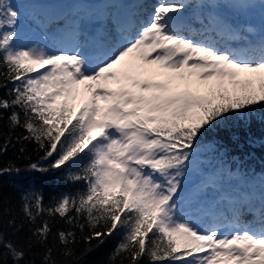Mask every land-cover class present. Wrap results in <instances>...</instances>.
<instances>
[{"label": "snow or ice", "instance_id": "obj_1", "mask_svg": "<svg viewBox=\"0 0 264 264\" xmlns=\"http://www.w3.org/2000/svg\"><path fill=\"white\" fill-rule=\"evenodd\" d=\"M144 7L110 0L70 15L43 13L41 37L25 44L22 13L0 0V88L13 85L0 109L12 110L11 125L53 159L52 169L86 160L69 177L85 186L77 194L48 208L38 195L24 197L32 236L47 243L50 224L36 225L47 214L90 230L85 253L94 251L93 240L98 247L122 231L112 261L264 264V177L233 173L210 158L218 148L203 142L264 108V0H158L148 14ZM257 7V27H240L226 14ZM13 171L20 169L0 175ZM58 238L64 264H79L75 232ZM0 250L24 264V251L3 230ZM43 264H57L52 249Z\"/></svg>", "mask_w": 264, "mask_h": 264}, {"label": "trees", "instance_id": "obj_2", "mask_svg": "<svg viewBox=\"0 0 264 264\" xmlns=\"http://www.w3.org/2000/svg\"><path fill=\"white\" fill-rule=\"evenodd\" d=\"M12 86L8 83L7 87L0 88V99L11 98L9 89ZM255 109L247 122L234 118L220 128L206 133L203 138V142L218 148V154L210 158L222 162L232 172L251 179L264 173V108L257 105ZM11 112V109H0V169L15 167L20 171L0 175V230L24 251V264H43L46 250L49 248L52 249V257L57 264H64L63 246L58 238L61 231L75 232V250L80 256L79 264H130L124 255L116 257L114 261L111 260L123 239L122 231L113 233L98 247H96L98 242L93 240L94 251L85 253L89 245L84 238L90 230L86 227L81 232L77 224H69L58 216L49 217L44 214L37 219L36 225L47 220L51 226V233L46 244L35 242L32 236L35 225L27 222L23 213L24 197L38 195L43 198L44 207L48 208L54 206L64 195L77 194L85 186L83 183H73L69 177L78 171L86 160H81L71 167L52 169L50 164L53 159H43L44 153L38 150L34 141L22 139L27 132L22 127L14 128L11 125ZM33 163H38L49 170L47 172L31 170L30 166ZM12 219L24 227L19 231L9 227L8 222ZM79 223H85V220L80 218ZM0 264H12L10 257L2 254V250ZM144 264L148 262L144 261Z\"/></svg>", "mask_w": 264, "mask_h": 264}, {"label": "rangeland", "instance_id": "obj_3", "mask_svg": "<svg viewBox=\"0 0 264 264\" xmlns=\"http://www.w3.org/2000/svg\"><path fill=\"white\" fill-rule=\"evenodd\" d=\"M92 3L95 0H87ZM147 0H144L146 3ZM158 3V0H153ZM123 3V0H120ZM12 3L17 6V8L22 13L21 24H20V36L21 40L25 44L31 43L33 40L39 39L42 34V29L39 27V17L43 13H54L57 15H70L78 7L88 5H82V0H53V2H46L45 0H12ZM259 0H257V4ZM152 11H145L148 14ZM231 22L239 25L240 27H257L261 23V9L257 7L250 14L244 15L239 13H234L228 11L226 13ZM194 28H197L194 26ZM264 177V176H262ZM262 177L257 178L255 181H259ZM195 178H193L194 180ZM191 184L187 185L190 188ZM246 221H251L252 216L246 215L244 217Z\"/></svg>", "mask_w": 264, "mask_h": 264}, {"label": "bare ground", "instance_id": "obj_4", "mask_svg": "<svg viewBox=\"0 0 264 264\" xmlns=\"http://www.w3.org/2000/svg\"><path fill=\"white\" fill-rule=\"evenodd\" d=\"M110 0H103L102 2H100L99 0H95L94 2L90 3L87 0H82V5H88L89 8H101L104 7L106 5V3H109ZM118 2H120V0H118ZM134 3H142L145 7H144V11H153V6L155 4H157L155 1L153 0H147L146 3H144V0H134ZM68 14V13H66ZM196 26L197 28H199V25L194 24L193 27Z\"/></svg>", "mask_w": 264, "mask_h": 264}]
</instances>
